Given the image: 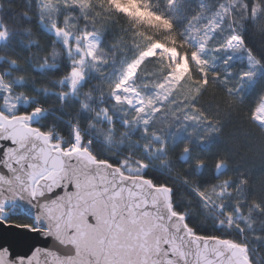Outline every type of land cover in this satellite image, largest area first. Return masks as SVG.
<instances>
[{
    "label": "snow or ice",
    "instance_id": "obj_1",
    "mask_svg": "<svg viewBox=\"0 0 264 264\" xmlns=\"http://www.w3.org/2000/svg\"><path fill=\"white\" fill-rule=\"evenodd\" d=\"M43 7L39 0V19L52 31L49 43L53 51L41 57V66L55 69L58 59L67 60V72L59 78V85L68 83V94L74 95L92 72H102L98 66L87 67L96 51L86 52L92 45L99 50L104 33L94 22L90 27L84 13L61 18L59 6L54 15L40 11ZM206 8L210 10L204 11ZM261 12L264 2L258 10L255 0L232 4L219 0L215 6H206L201 0L194 17L179 33L174 60L170 54L162 55L159 47L145 57L152 48L149 44L124 62L122 72L118 68L108 73L119 77L108 96L118 107L103 108V119L110 125L108 147H113L115 129L111 125L116 122L110 111L120 114L124 129L116 138L112 156L98 154L92 147L94 141L78 132L66 141L62 133L33 126L32 117L44 109L37 103L28 111L22 104L33 103L31 98L13 91L11 84L0 85V229H18L35 240L23 253L13 250L11 244H0V264H264V253L253 243L264 236V220L259 221L261 231H256V214L264 216V203H249L246 178L221 179L228 171L225 158L215 160L213 181H199L191 188L205 220L212 223V231H201L191 224L190 213L172 199L173 185L158 183L149 174V163L133 151V147L142 150L149 159L156 152L167 153L169 147L177 146L175 135L170 134L176 126L186 137L179 162L203 176L208 165L192 153L218 136L222 127L200 104L201 97L210 83L220 84L227 96L243 102L244 82L264 70V58L255 57L244 37L248 22L258 21ZM79 20H84L83 26ZM5 32L0 26V36ZM57 44L63 47V57ZM185 46L190 51L181 53ZM237 56L244 59L233 72ZM158 59V74L145 71L141 75L147 62ZM182 60L188 71L176 79L174 69ZM137 62L130 75L128 69ZM9 63L16 67L14 60ZM10 76L9 69L0 70V79ZM124 89H130L134 99L122 100ZM90 92L84 95L90 97ZM258 100L252 108L253 123L264 130V120L256 119V113L264 111V99ZM158 121L164 122L163 129L153 127ZM165 131L169 134H162ZM137 133V141L143 137L145 142L129 143L126 149V140ZM151 167L171 171L166 157L162 165ZM134 177L139 179L134 182ZM181 182L187 183V174Z\"/></svg>",
    "mask_w": 264,
    "mask_h": 264
},
{
    "label": "trees",
    "instance_id": "obj_2",
    "mask_svg": "<svg viewBox=\"0 0 264 264\" xmlns=\"http://www.w3.org/2000/svg\"><path fill=\"white\" fill-rule=\"evenodd\" d=\"M130 1L135 2L140 10L161 19V24L153 20L147 22L118 13L109 6L108 0H80V3L59 6L61 18L78 17L84 13L90 20V27L94 22L96 29L104 33L102 46L96 50V55L87 64L90 70L98 66L102 72L99 75L92 72L84 87L71 95L68 94V83L59 85V78L67 72V60L58 59L59 67L55 69L41 66V57L50 55L53 51L49 43L53 36L50 27L40 22L39 0H0V26L6 28L5 34L0 36V56L4 57V62L0 63V70L9 69L11 72L10 77L0 79V84L5 87L11 84L13 91L31 98L33 103L22 104V107L28 111H31L37 103L44 109L32 122L34 126H42L45 131L51 129L58 134L62 133L66 141L71 140L78 132L84 139L91 138L94 141L92 147L101 156L104 153L109 156L115 155L114 145L118 143L116 138L124 132L120 124V114L110 111V115L116 122L111 125L115 129V134L111 137L113 147H108L107 130L110 125L103 119L105 115L103 108L105 105L118 107L112 105L108 96L119 77L107 74L114 73L118 68L122 72L124 62L131 60L136 53L149 44L152 47L156 44L163 46L168 44L166 48L176 51L180 42L179 33L194 17L201 3V0H172L171 3L169 0ZM202 2L206 6H215L219 0H202ZM226 2L232 4L235 0H226ZM262 2L264 0H255L258 10ZM209 10L206 8L204 11ZM40 11L45 12L44 7ZM260 16L261 18L255 23L249 21L244 31L246 44L254 51L256 58H264V12H261ZM79 24L83 26L84 20H79ZM172 40L176 41L175 45L170 44ZM33 41L35 43H32ZM55 48L63 57V47L57 44ZM187 51H190L187 46L180 48L181 53ZM243 59V56L236 57L237 63L232 68L233 72L237 71L239 62ZM12 60L16 63L15 68H12L9 63ZM159 63V59L155 62H147L141 75L145 71L158 74L160 69L156 65ZM193 73L195 74V68ZM21 79L24 81L22 85L18 83ZM233 83L236 82L233 81ZM89 89L90 97L84 95ZM242 92L243 102L237 97L227 96L220 84L210 83L201 97L200 104L205 111L213 114L215 119L221 122L222 127L218 136L213 137L208 143L197 146L192 153L194 158L200 157L208 165L203 176L195 175L191 167L186 168L179 162L178 157L186 137L184 133L178 131L176 126L171 128L170 134L175 135L177 146L169 147L167 153H162L163 156L156 162H151L143 156L142 150L137 149L138 153H135L149 163V174L158 183L168 182L173 185L172 199L180 205L182 210L190 213L191 224L201 231L205 229L212 231V223L205 220L197 195L191 188L199 181H213L211 170L218 158L223 157L228 162V171L221 176V179L246 178L249 189L246 195L249 203L256 200L264 203V130L253 123L252 113L254 103L260 102L258 97L264 98V70H261L253 80L245 81ZM85 104L88 106L86 107ZM217 112L218 115H216ZM153 127L163 129L164 122L158 121ZM162 134L169 133L165 131ZM138 135V133L133 135L131 141L126 140V149L129 143L145 142L143 137L135 141ZM156 146L159 147V145ZM135 150L136 148L133 147V151ZM165 157L171 164L170 172L164 167H151V165H162ZM185 174H187L186 184L181 182ZM201 187L204 185L201 184ZM17 215L20 219H25L22 212H18ZM256 217V231L260 232L259 221L264 220V216L257 213ZM253 243L258 244L259 251L264 253V236ZM255 254L254 251L253 255Z\"/></svg>",
    "mask_w": 264,
    "mask_h": 264
},
{
    "label": "rangeland",
    "instance_id": "obj_3",
    "mask_svg": "<svg viewBox=\"0 0 264 264\" xmlns=\"http://www.w3.org/2000/svg\"><path fill=\"white\" fill-rule=\"evenodd\" d=\"M80 0H43V5H44V9L46 13H51V14H55L56 8L57 6H62V5H68V4H72L74 2L80 3ZM108 4L109 6H111V8L118 12V13H122L125 14L127 16L133 17V18H140L143 19L147 22H149L150 20L156 21V22H160L161 24V19L153 16V15H149L146 12L140 10L137 6V4L133 1L130 0H108ZM61 7H59L60 10ZM53 14V15H54ZM239 45H237L236 47H238ZM161 48L162 49V54H170L171 57L173 58V60L175 59L177 52L174 50H171L169 48L164 47L161 44H156L155 46H153L151 48V50H149L148 52H145V57L152 55L154 53L155 48ZM92 51H96V46L92 45L87 49L86 55H90V53ZM143 59V57L141 58V60ZM139 65V62H137L136 65H133L131 68L128 69L129 74L131 75V73H134L136 71L137 66ZM188 71V64L187 62H184L183 60L176 66V68L174 69V72L176 73V79H179L180 77H182L186 72ZM1 85V84H0ZM127 93V94H125ZM122 100H132L134 99L133 94L131 93L130 89H124L122 91L121 94ZM264 99V98H263ZM26 104V103H25ZM256 119L257 120H264V111H259L256 113ZM137 141V140H135ZM141 142V141H138ZM143 143V142H141ZM157 147V146H156ZM137 149L134 151L135 153ZM142 154L144 156V153L142 151ZM141 155V153H140ZM162 153L161 152H156L154 153L151 158L149 159L148 157H146L148 160H150L151 162H156L157 160H159V158H161Z\"/></svg>",
    "mask_w": 264,
    "mask_h": 264
},
{
    "label": "water",
    "instance_id": "obj_4",
    "mask_svg": "<svg viewBox=\"0 0 264 264\" xmlns=\"http://www.w3.org/2000/svg\"><path fill=\"white\" fill-rule=\"evenodd\" d=\"M39 115L40 114H36L35 116H33L32 122L36 120ZM13 119H15V117H13ZM138 179V177H134L133 181L135 182ZM160 191L164 192L163 189H161ZM9 206L11 207L12 205L10 204ZM34 242L35 240L33 238H30L27 235H22L20 233V230L18 229H0V244H4L6 246L11 244L13 250H15L16 252H26L28 250V247Z\"/></svg>",
    "mask_w": 264,
    "mask_h": 264
}]
</instances>
